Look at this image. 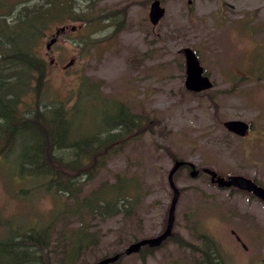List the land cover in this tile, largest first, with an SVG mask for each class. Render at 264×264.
<instances>
[{"label":"rangeland","instance_id":"obj_1","mask_svg":"<svg viewBox=\"0 0 264 264\" xmlns=\"http://www.w3.org/2000/svg\"><path fill=\"white\" fill-rule=\"evenodd\" d=\"M14 1L7 0V10ZM152 1L76 0V11L86 10L95 23L86 28L84 22L52 19L33 46L47 64L44 102L55 98L68 107L86 83L93 96L124 103L143 120L92 180L112 181L117 172L139 177L138 215L126 223L116 216L97 224L101 246L80 264L165 229L172 199L167 176L175 160L193 163L198 172L191 176L186 165L175 172L180 194L172 234L160 247L143 251L146 264H203V251L195 248H202L201 235L211 239L222 264H260L264 203L250 192L218 187L202 169L225 178L242 175L264 188V0H159L165 12L155 25L149 19ZM11 11L7 24L19 15L18 6ZM108 12L117 16L104 18ZM184 47L196 53L212 88L185 89ZM35 84L31 79L33 88L19 97L18 116L40 105ZM111 105L82 98L75 120L100 127L104 115L115 111ZM230 119L249 124L245 136L223 126ZM31 137L16 138L10 148L0 141V241L43 225L56 207L45 179L21 177V147ZM118 264H142L141 254L124 255Z\"/></svg>","mask_w":264,"mask_h":264},{"label":"trees","instance_id":"obj_2","mask_svg":"<svg viewBox=\"0 0 264 264\" xmlns=\"http://www.w3.org/2000/svg\"><path fill=\"white\" fill-rule=\"evenodd\" d=\"M6 5L7 0H0V8L7 10ZM17 6L18 17L7 24L6 15H11ZM106 16L113 20L117 14L108 12ZM63 18L84 22L86 28L96 20L86 10L76 11V0L42 3L15 0L7 12L0 11L3 61V66L0 65V141L3 146L10 144V148L16 138L25 141L24 135L30 133L31 141L23 143L19 156L21 177L35 175L45 179L46 189L57 200L52 217L43 225L21 230L16 236L0 241V264H80L89 252L101 246L103 236L97 224L116 216H121L126 223L138 215L142 187L139 177L117 172L112 181L104 179L93 184L92 180L106 167L110 157L124 148L143 120L124 103L93 96L86 83L80 87L83 94L78 90L68 107L55 98L44 102L46 97L42 96L41 86L47 64L33 46L50 20ZM119 29L117 26L115 32ZM33 78L36 102L40 105L18 116L19 97L33 88ZM82 98L95 104L108 100L115 111L104 115L100 127L90 129L85 122L75 120ZM83 113L88 117L86 110ZM200 238L202 248H195L203 251L207 259L204 262L220 264L211 239L205 235ZM156 248L147 245L140 248L137 253L141 254L142 264H146L143 251ZM115 254L119 257L110 264H118L126 255L118 249L102 258Z\"/></svg>","mask_w":264,"mask_h":264},{"label":"water","instance_id":"obj_3","mask_svg":"<svg viewBox=\"0 0 264 264\" xmlns=\"http://www.w3.org/2000/svg\"><path fill=\"white\" fill-rule=\"evenodd\" d=\"M164 12L165 10L160 5V1L153 0L149 6L150 22L153 25L157 24L158 21L163 17ZM61 30H64V27H62ZM55 41V37L51 38L46 48L49 49L51 44H53ZM183 54L185 59V89L190 92H201L212 88L213 83L210 78L204 73V69L200 64L196 53L190 47H184ZM72 63L73 59H70L66 66L68 67ZM223 126L228 131L239 136H245L249 129V124L239 119L226 120L223 122ZM184 165L190 166L191 176L196 175L198 172L197 170H195L193 163L184 160L174 161L167 176L169 187L172 190V199L168 210V218L165 229L154 237H146L130 243L128 246L125 247L124 254L129 255L131 253H136L140 250L142 246L145 245L149 247H159L171 235L175 217V207L180 194V191L174 181V174L180 167ZM202 171L208 174L210 176V181L213 184H216L218 187H234L241 191L250 192L260 200L264 201V188L258 185L255 181L250 178H247L242 175H230L225 178L223 176L218 175V173L211 168H203ZM118 257V254L103 257L92 264H110L116 261Z\"/></svg>","mask_w":264,"mask_h":264},{"label":"flooded vegetation","instance_id":"obj_4","mask_svg":"<svg viewBox=\"0 0 264 264\" xmlns=\"http://www.w3.org/2000/svg\"><path fill=\"white\" fill-rule=\"evenodd\" d=\"M188 168H190V166L189 165H186ZM249 193V192H248ZM256 197V196H255ZM259 199V198H258ZM260 200V199H259ZM261 202H263L264 203V201H262V200H260ZM232 233H233V231H232ZM236 239L239 241V237L236 235ZM243 245V247L245 248V245L244 244H242ZM261 250V255H263V258H259L258 259V261L260 262V264H264V245L262 246V248L260 249ZM200 253V252H199ZM204 261H207V259L205 260V259H203V264H208V263H205ZM220 264H222V263H220Z\"/></svg>","mask_w":264,"mask_h":264}]
</instances>
